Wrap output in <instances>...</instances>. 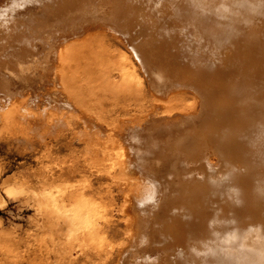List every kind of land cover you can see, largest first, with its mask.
<instances>
[{
	"label": "rangeland",
	"instance_id": "374dc122",
	"mask_svg": "<svg viewBox=\"0 0 264 264\" xmlns=\"http://www.w3.org/2000/svg\"><path fill=\"white\" fill-rule=\"evenodd\" d=\"M4 1L2 11L9 13L12 5ZM156 1L155 11L144 1L142 9H133L124 24V19L121 23L115 18L120 23L117 27L103 21L108 11L105 15H77L76 22L67 13L65 25L54 16L50 19L54 34L48 36L35 33L31 23L26 25V12L15 16L18 33L24 32L31 39L29 44L38 49L28 53L30 61L25 60L20 68L12 50H5L17 70L9 68L11 65L0 70L7 69L0 73L4 78L0 83L9 90L0 92L4 94L0 96V264H161L170 257L174 261L162 264H179L184 258L173 251L175 245L179 246V240L186 243L185 235L197 239L198 227L190 234L185 230L177 239L173 236L185 225L178 206L190 199L201 201L198 189L194 190L199 181L204 193L208 192L205 210L214 212L220 206L222 194L215 185L221 181L215 179L230 173L232 158H228V147L219 153V144H202L199 132L210 127L213 102L205 101L198 91L201 88L193 85L198 70L184 69L180 77H154L156 89L150 84L151 72L134 52L135 43L143 51L146 45L152 49L155 30L151 28L165 13V7L160 10L164 1ZM75 2L78 6L97 5L96 0ZM28 4L31 15L42 8L38 0L32 1L33 6ZM107 5L101 6L108 9ZM6 23H0V31L7 35L11 27ZM208 24L211 29L217 27L213 21ZM6 35H0L4 36L0 46ZM193 40L186 45L202 48L208 57L199 55L207 64L219 56ZM151 54L148 58H154ZM3 57L1 54L0 61L8 62ZM223 113L219 115L227 117L224 121L233 116ZM223 129L221 125V136ZM260 168L255 170L258 175L263 171ZM211 172L217 173L214 180ZM189 204L191 201L184 205ZM163 227L174 237L175 245L164 237L154 244L153 237Z\"/></svg>",
	"mask_w": 264,
	"mask_h": 264
},
{
	"label": "bare ground",
	"instance_id": "6f19581e",
	"mask_svg": "<svg viewBox=\"0 0 264 264\" xmlns=\"http://www.w3.org/2000/svg\"><path fill=\"white\" fill-rule=\"evenodd\" d=\"M9 1V4L12 6L11 9L9 7V13H5L7 9H3L2 11V5L5 1L0 0V19L1 21L4 19V24L7 25L6 22H8V26L10 25L9 27H11L7 35L3 34V31H0V35H6L7 39L4 38L6 41L2 42L3 45L0 46V57L1 54H4L5 57L9 58L8 62L11 61L8 55L9 51L7 54L6 52L4 53V51L8 49L12 50V54L15 56L14 62H17L18 68H20L19 65H24L26 63H24L25 60L30 61L31 58L29 57H31V55L28 56V53H32L31 51L33 49H38V47L35 46V44H29L31 39L25 36L24 32L23 35L22 32L21 34H19L20 32L18 33L19 28L16 26L20 27V25L15 23V20H17L15 17L16 15H22L24 13L23 15L25 16L26 12L28 14H26L28 17L24 20V22H27L26 25L29 26L31 23V28L35 33L39 31L43 36H48V33L50 34L53 31L50 29L53 26L50 19L54 16L57 18V21L65 25L63 20L68 21V19L72 18L71 20L74 21V19L78 17L77 15H83V17H85L84 15L88 12L91 14L94 13L93 15H105L109 13L108 17L105 18V16H103L105 18H102L104 19L103 21L106 23L109 22L113 27H117L120 23L117 24L116 19H120L121 23L122 19H124V24L125 20L128 21L130 19L127 15L131 14L133 9L138 10L142 4L145 3L144 1L151 4L154 11L158 6L156 0H96L97 5H89L88 7V5L85 4L88 9L84 10L83 8L85 5L81 3L78 6L75 0H49L47 2H44L46 0H38V4H41L39 6L42 8L40 12L37 13L39 17H35L37 14L31 15L33 11L30 9V4L27 5L28 2L32 5V1L34 0ZM19 1L20 4H18ZM35 1L37 2V0ZM163 1L164 4L160 7V10L165 7V13L162 11L163 14L161 15V19L159 18V23H155V26H152L155 29L151 28L152 32L155 30V32L152 33L154 41L150 43L152 49L145 44L147 55L150 52L152 53L151 55H154V58H158L154 59L151 56L150 58L154 60H149L150 58L145 55V50L143 51L142 45L137 46L136 43L134 46L137 49L134 52L138 60H142L141 62L145 70L151 72L153 80L149 75L150 84L156 87V89H158V85L156 86L154 77L160 75L163 77L169 75L175 76V74L180 77L181 75L183 76L184 69L188 71L189 69L191 70V68H196L198 70L196 84L193 85L201 88L198 91L201 92L203 99L206 98L205 101L208 99L210 102H213L210 117L208 118L211 121L210 127L207 128L206 131L199 132L202 136V144H219L217 148L219 153H222V150L228 147V158L232 159L228 162L231 168L230 173L224 175V172V174H221L222 177L220 176L221 179L220 177L217 178V173L215 174L214 172H219L217 170H221L222 168L211 172L215 175V177L212 176L213 180L217 178L218 180L215 179L216 182L219 180L222 182V184H220L221 182H217L218 185L214 184L216 191L220 193V195L222 194L219 199L220 206L216 208V211L213 212V209H211V212H209L210 209L206 211L205 209L207 207H203L205 205L203 203H206V200L204 202V197L208 192L204 193V190H202L204 188L201 186L203 184H200V181L198 182V186L196 184L197 187H195L194 190L198 189L196 193L199 195V200L201 201L197 202L190 199L183 203L182 206H178L181 208V213H178V215L180 214L182 217V223L185 221V225L183 227L184 229H179L177 230L178 232L174 231L176 234L174 233L175 235L173 236L177 239L185 230L190 234L193 230L195 232L198 227L195 233V238L197 237V239H193V237L190 239L185 235L183 237L186 238V243L179 240V243H177L179 246H176L173 244V240L171 239L172 236L166 231L167 228L163 227L159 234L154 236L152 240H154V244L161 243L162 241L159 239L164 237L175 245V250L173 251L184 258L183 262L179 264H264V201L262 200L264 196H262L263 194L261 195V193H264V81L261 82L260 80L261 78L264 79V0ZM54 2L56 3L55 5ZM98 2L100 3L98 4ZM102 3L103 5L108 4V9L106 7V10L103 9L104 6H101ZM23 5H25V7H23ZM150 9L152 8L150 7ZM107 11L108 13H105ZM13 13L16 14L13 15ZM67 13L70 15L68 19L66 16ZM114 14H116V16ZM64 15L65 17L62 19L61 16ZM152 15L155 16V12ZM34 17L35 20L33 19ZM37 19L43 21V24H39ZM80 19H77L79 23ZM1 21V25L5 26ZM156 21H158V18L155 22ZM211 21L216 23L217 27L211 29L208 24ZM20 23L22 22L20 21ZM127 25L129 26V22H127ZM177 27H181V29H177ZM142 29L144 30V28ZM129 33L133 32L131 31ZM3 37L0 36L2 41ZM192 37L205 48L204 50H206V52L208 49L214 50L220 57L213 56L211 58L209 55L211 60H213L212 63L208 62L207 64V60L201 58L199 55L200 53L202 56L208 57L202 48L199 46H192L190 48L186 45L187 41ZM194 40L192 42H195ZM146 42L148 43V40ZM206 44H209V46L206 47ZM219 47L223 49L218 51L217 48ZM189 53H191V57L188 56ZM59 56V59L62 58V61H64L65 58L61 55ZM67 56L68 55H66V58ZM67 59L69 60L70 58ZM169 59H171V61ZM36 60L38 59L36 58ZM8 62L5 60L0 61V70L1 68H7V65H11L9 68H16L15 70H17L15 63L10 64V62ZM38 62L36 61L35 63L38 64ZM179 65L180 67H178ZM163 66H165V68H163ZM181 66L183 69H181ZM246 66L250 68H246ZM8 70L10 71L11 69ZM33 70L34 69H32V71ZM4 71H0V73L2 74ZM201 71L202 73L199 74ZM246 71H249V75L247 74L248 76L245 75ZM1 74L0 82L4 79ZM233 74L235 76L234 79ZM235 74L239 76L238 79H236L237 77ZM201 75L205 81L204 83L200 80ZM243 75H245V77ZM15 79L17 80L18 76L17 78L15 77ZM176 81L173 80V82ZM17 84L18 83H16V85ZM12 85L14 86L15 84ZM7 86L8 85L5 87ZM180 86H182V84ZM5 87L0 83L1 93H5V91L8 93L9 90H4ZM14 87V89L18 88L17 86ZM11 89H13V87ZM1 95L3 96L4 94ZM220 108L222 110L225 109L226 112L223 113ZM221 113H223L224 116L231 113L233 116L228 117L229 121L228 119L224 121L227 117L219 115ZM195 118H199V116ZM226 122L227 125H225ZM221 125L224 126L225 129H223V136H221V133H218ZM198 147L201 146L198 144ZM220 155L224 157L222 154ZM259 168L263 171L261 170L262 172H260V170H258L260 172L258 175V173H255V170ZM171 171L175 170L172 168ZM197 178H199V180L201 179L200 177ZM203 181L205 185L207 182H205L206 180ZM210 191L212 192V190ZM217 192L215 195H217ZM207 196L209 195L207 194ZM259 197L261 198L260 201L262 200L261 202H259ZM216 198H213V200ZM213 200L210 199V201H212L211 204L214 203ZM190 201L191 204L187 206L184 205L188 204V202L190 203ZM171 261H174L171 257L169 259H163L161 264L164 262L170 263Z\"/></svg>",
	"mask_w": 264,
	"mask_h": 264
}]
</instances>
